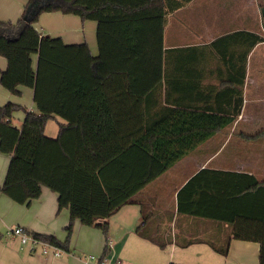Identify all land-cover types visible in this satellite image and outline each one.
<instances>
[{
  "label": "trees",
  "instance_id": "16d2710c",
  "mask_svg": "<svg viewBox=\"0 0 264 264\" xmlns=\"http://www.w3.org/2000/svg\"><path fill=\"white\" fill-rule=\"evenodd\" d=\"M189 1L172 0L165 7V0H28L16 22L0 20V56L8 61L1 84L18 95L20 86L32 88L38 109L26 110L19 127L12 116L22 106L10 101L0 106V152L11 155L0 193L29 204L46 186L59 194V209L71 210L70 234L79 219L107 235L108 218L132 203L135 193L233 123L235 116L206 106L188 112L149 100L162 83L166 15ZM51 12L97 21L99 55L93 56L86 42L68 44L41 33L35 23ZM262 18L264 23V6ZM247 34L251 49L264 41ZM73 96H89L83 103L89 109L105 98L104 112L67 115L65 98ZM54 114L84 129L69 135L62 127L50 137L45 127ZM178 199L179 211L229 223L232 238L258 242L264 264V180L247 172L203 169ZM34 236L69 251V239ZM213 247L227 255L230 242ZM109 252L107 244L102 258Z\"/></svg>",
  "mask_w": 264,
  "mask_h": 264
},
{
  "label": "crops",
  "instance_id": "0c3cea01",
  "mask_svg": "<svg viewBox=\"0 0 264 264\" xmlns=\"http://www.w3.org/2000/svg\"><path fill=\"white\" fill-rule=\"evenodd\" d=\"M27 1L0 0V20L16 22ZM169 1L165 0V7ZM263 6L264 0H190L168 11L162 83L149 100L188 112L202 111L206 106L213 113L235 116V120L135 193L132 203L108 218L107 235L79 219L73 222L70 234L71 210L59 209V194L46 186L29 204L0 193V264H86L91 255L102 256L110 241L107 257L122 264H260L258 242L232 238L229 223L179 211L178 194L203 169L247 172L264 180V152L259 146L264 134V41L251 49L247 34L264 36ZM51 13L50 17H59L70 27L43 31L35 24L41 33L60 36L68 44L86 42L92 55H99L97 21ZM87 27H95L96 37L90 38ZM7 65V59L0 56V79ZM19 90L20 95L14 94L0 81V106L9 101L21 105L24 111H15L12 116V122L21 127L26 110L38 109L34 90L25 86ZM65 99V111L73 118L104 112L100 102L105 98L97 100L95 109L83 106L90 101L89 96ZM62 127L69 135L84 129L54 114L45 133L56 138ZM10 160L11 155L0 152V186ZM17 226L33 235H53L61 242L69 239V251L61 249V255L55 256L52 249L44 253L42 244H23L12 233ZM193 240L196 242L190 243ZM228 242L227 255L213 247H224Z\"/></svg>",
  "mask_w": 264,
  "mask_h": 264
},
{
  "label": "built area",
  "instance_id": "2783aa9c",
  "mask_svg": "<svg viewBox=\"0 0 264 264\" xmlns=\"http://www.w3.org/2000/svg\"><path fill=\"white\" fill-rule=\"evenodd\" d=\"M12 233L14 235H17L23 244H26V245L29 243L42 244V247H43L42 251L44 253L46 254L50 253V250L52 249L53 254L55 256L61 255V248L37 239L33 234L26 232L25 229L21 226H17L14 229H12ZM109 244H111V241L108 243V245ZM30 248H32V250L35 249L34 246H31ZM86 264H122V262L120 260L112 259L107 256L102 258V256L97 257V256L91 255L90 257L86 259Z\"/></svg>",
  "mask_w": 264,
  "mask_h": 264
},
{
  "label": "rangeland",
  "instance_id": "374dc122",
  "mask_svg": "<svg viewBox=\"0 0 264 264\" xmlns=\"http://www.w3.org/2000/svg\"><path fill=\"white\" fill-rule=\"evenodd\" d=\"M52 13H46L42 17V19L35 24L41 29V30H46V29H59V28H68L70 25H67L65 22H63L59 17L55 19L54 17H50ZM87 33L91 37L93 35L96 37V30L94 28L87 27ZM24 111L23 109H21ZM262 135V139L259 141V146L262 149V152H264V134ZM264 159V158H263Z\"/></svg>",
  "mask_w": 264,
  "mask_h": 264
}]
</instances>
